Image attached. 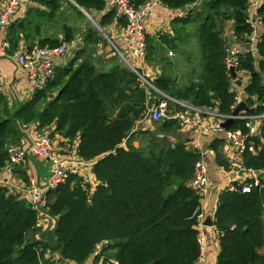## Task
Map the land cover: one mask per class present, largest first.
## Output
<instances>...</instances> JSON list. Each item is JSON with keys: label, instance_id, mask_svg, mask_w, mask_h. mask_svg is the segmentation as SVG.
Masks as SVG:
<instances>
[{"label": "trees", "instance_id": "16d2710c", "mask_svg": "<svg viewBox=\"0 0 264 264\" xmlns=\"http://www.w3.org/2000/svg\"><path fill=\"white\" fill-rule=\"evenodd\" d=\"M61 1L36 0L44 10L35 11V19L55 22ZM128 1L136 7L147 2ZM74 2L88 14H103L98 21L102 31L115 19L112 11H106L105 0ZM249 2L160 0L168 10L185 16L172 20L174 36L159 34L158 44L154 39L148 40L146 61L170 65L156 46L168 50L180 48L182 33L189 36L186 29L194 25L197 45L204 55L200 74L187 85L179 87L172 74L164 71L151 81L152 86L176 101L230 117L237 92L232 90V79L224 65L229 41L223 36V29L224 23L231 22V44L244 49L236 72L248 77L243 88L246 103L248 107L255 106L257 114H264V32L257 37L256 51H249L252 36ZM188 6L190 11L186 9ZM73 8L78 17L82 16ZM257 17L264 30V0ZM117 21L124 27L122 19ZM28 25L25 19L14 24L9 21L8 53L18 49L23 37H29ZM40 26H32L31 32H39ZM61 28L62 41L43 40L36 47L53 49L72 44L73 27L63 24ZM100 40L99 33L90 28L82 46H94ZM26 49L31 51L34 46ZM87 49L80 48L67 66L56 68L52 81L43 89H35L27 104L7 118L0 113V171L7 168V151L26 127H54L52 135L58 134L69 142L78 141L77 155L85 162H93L97 184L92 187L78 175L70 174L64 184L45 194L39 210L27 198L0 186V264H44L51 261L45 260L48 252L74 264H85L90 257L95 262L104 257L116 264H199L202 197L189 185L195 164L202 158L201 152L185 142L169 140L177 124L173 120L156 125L157 134L149 139L146 150L134 147L132 136L146 133L134 126L145 118L151 97L155 98L153 104L166 99L141 83L130 68L117 62L116 54L110 58L108 70H104V64L91 58L95 51L90 48L88 53ZM86 53L88 57L82 60ZM166 101L169 109H182ZM229 130L246 132L244 121L235 120ZM222 145V141L215 139L209 148L214 152L216 164L225 170ZM254 147V153L244 154V164L264 171V121ZM22 179L28 185V179ZM40 213L54 221L48 233L39 234ZM213 221L219 248L215 264H264L263 184L250 193L222 192Z\"/></svg>", "mask_w": 264, "mask_h": 264}, {"label": "crops", "instance_id": "0c3cea01", "mask_svg": "<svg viewBox=\"0 0 264 264\" xmlns=\"http://www.w3.org/2000/svg\"><path fill=\"white\" fill-rule=\"evenodd\" d=\"M3 0H0V5ZM69 1V0H68ZM204 1V0H202ZM44 10L42 7L36 3V0H30L27 4L21 6L18 8L15 13L13 14L12 18L10 19L11 22L17 23L18 20H23L30 25L28 30H30L29 37L26 39L23 37L21 40L19 47L16 51L13 53L9 52V47L7 44V38L8 34L10 33L7 29H0V49L3 48L6 50V55L1 56L0 54V113L2 115V118H7L8 114H11L15 111V109H18L22 107L23 105L27 104L31 98L33 93V88L28 84L27 82V75L25 71L19 66V64L16 61V55L21 50H27L26 48H30V46H34L36 48L37 43L39 41L43 40H63V33L62 28H58V26H55V23H48L46 21H42L39 19H35L34 13L35 11ZM248 16L250 17L252 14L255 15V13L251 10L250 6L248 5ZM103 14L98 13H92L88 16H90L93 21L92 23L97 28L98 32H101V34H104L107 36L108 44L104 43L102 40L98 41V43L94 46H82V42H80L75 38L74 42L68 46H66V51L64 55L61 58H58L55 60V68L58 67H65L67 64L72 60V58L75 57V54L77 50L80 48L88 47L89 51L90 48L93 49L95 52L91 54V58H95L97 60L98 56L102 57V61H97L98 64H104L102 68L104 70H108V65L110 58L115 54L112 53L113 47L122 50L125 49L124 43L122 41L123 36V26H121L116 19H114L109 25H106L105 31H102L100 27L98 26V21L100 20L101 16ZM185 14L179 11H171L168 10L164 5L157 4L152 7L150 18L146 24L145 28V34L148 40L154 39L156 40V44L158 41V35L160 32V35H168L174 36V31L172 30V20L175 17H184ZM256 16V15H255ZM87 18V17H86ZM88 19V18H87ZM9 20V21H10ZM95 21V22H94ZM124 23L125 21L122 20ZM40 24L41 28L39 32H31L32 26ZM224 29L223 34L225 38L230 42L233 39L232 35V25L231 22L224 23ZM16 27V25H14ZM88 26V25H87ZM87 26H84L83 32V38L86 35L88 29ZM9 27V22H8ZM57 27V28H55ZM78 26H73V30H78ZM263 29V28H262ZM8 32V33H7ZM264 30L259 31L257 37L260 33H263ZM105 36V37H106ZM183 45H185L184 42H182ZM180 43V46L182 45ZM84 44V41H83ZM197 44V41H196ZM160 45L156 46L158 48L159 55L164 58L168 59L167 62L170 63V65L167 64H161L156 60H149L146 61L144 58L143 60L133 61L134 66L138 70H142L143 75L145 78L150 81H153L158 76L163 75L164 71L166 69L170 71V73L173 75L176 74L175 69L181 65L182 63L177 62L176 60H173L172 58L174 54L172 51L175 50H168L165 47H159ZM234 47L242 48L237 44H232ZM87 49V52H89ZM146 56V54H145ZM87 55L84 54L81 58L82 60L86 58ZM81 62V59L80 61ZM190 59H187V61L184 63V69H180V75L182 78H184L186 85L194 80L196 78L194 72L190 71L188 68L190 66ZM98 69H101V66L97 65ZM174 72H173V71ZM200 73V72H199ZM198 73V74H199ZM166 74V73H165ZM238 74V78L242 80V87L238 88L236 86L235 90L237 94L243 93V88L247 84V81L243 80V77L240 73ZM174 79H178L175 76H173ZM152 85V84H151ZM155 91V90H154ZM154 98V97H152ZM154 100V99H153ZM153 100H150V104L148 107L153 105ZM210 115V118H215L213 114H217L215 110H207ZM152 121L145 117L144 119L136 122L134 129L141 132H146L142 134H138L141 140H145L146 137H152L154 133V129L152 127ZM54 127L50 128H44V129H37L36 125H31L29 127H26L23 130V133H21L17 139L14 146L18 149H25L28 148L34 140L40 136L45 134H51L53 132ZM135 136V135H134ZM166 136V135H164ZM52 137H54L55 141L57 142L58 147L62 150L63 153L67 155H71L76 152L78 147V141H72L69 142L66 139H63L58 134H53ZM218 139L223 142V145L221 146L223 151L225 152L227 148V141L223 134L216 135V136H203L200 135L198 132H196L193 129H185L178 125L177 129H173L171 131V134L169 136V140L172 142H185L189 145V147L199 150L201 153L205 152L207 150H211L210 144L213 140ZM141 140L138 142V138L136 140L132 139V145L136 148L141 147L139 144L141 143ZM148 143V141H147ZM143 148V147H142ZM146 149V148H143ZM203 161L207 166V172H208V190L206 197L201 202V214L202 218L199 219V231L201 236V241L203 244L202 248V254L199 261V264H215L216 262V256L218 253V236L214 229V226L212 227H205L203 226V222L205 218L210 215L211 220L213 221V214L215 212V208L217 205V201L219 196L222 192L226 190L227 182H228V174L226 172V169L224 170L220 166H218L214 160V155H204ZM22 167L15 169L14 168H6L2 171H0V181L3 182V186H5L9 192L14 194H19L22 197L26 198V191L28 189V185L23 181L22 178L26 177L28 179V184L30 182H35L39 187H44L47 182L49 181L50 172H49V163L46 159L43 158H27L24 162L21 163ZM20 165V164H19ZM18 166V165H17ZM93 170V162H90V166L87 168H82L77 170V175L81 177L84 181L91 184L92 187H95L96 180L92 173ZM21 175H24L21 176ZM26 175V176H25ZM41 220L39 221V226L41 225H48L52 226L54 225V221L47 218L46 216H41ZM214 222V221H213ZM51 230V229H50ZM49 231V230H47ZM99 252V250H97ZM264 252V247H263ZM58 255L57 253H55ZM59 256V255H58ZM60 262L54 264H74L70 261L61 260L59 256ZM114 260H106L104 257L99 259V261H94L93 257H90L88 261L85 264H113Z\"/></svg>", "mask_w": 264, "mask_h": 264}, {"label": "built area", "instance_id": "2783aa9c", "mask_svg": "<svg viewBox=\"0 0 264 264\" xmlns=\"http://www.w3.org/2000/svg\"><path fill=\"white\" fill-rule=\"evenodd\" d=\"M29 1L3 0L0 5V29H5L15 11ZM105 3L106 11H112L116 20L122 19L125 21L122 36L125 49L122 51L113 47L121 63L137 74L141 83L149 86V88L155 90L166 100L182 108L181 110H171L166 100H159L157 103L148 107L145 117H148L154 123L173 120L182 128L193 129L203 136L223 134L227 141V148L224 152L226 172L228 174L226 190L231 192L240 190L241 193H250L253 188L261 187L262 184L264 185V171L247 168L243 159L245 153L255 152L254 140L260 137V128L264 121V114L256 113L249 115L243 113L236 120L244 121L246 132H242L241 130L225 131L221 125L229 117L226 118L218 114H213L215 118H210L208 109L195 108L188 103L176 101L158 92L151 86L150 81L145 78L142 70L135 68L133 61H141L145 58L147 47L145 34L146 24L150 18L152 7L160 4V0H147L144 5L139 7L132 5L128 0H105ZM262 3L263 0H250L248 4L256 15L252 14L250 17L248 16V22L252 28L251 46L248 47V50L253 53L256 51L255 42L257 35L260 29H262V24L257 17V10ZM66 46L62 44L53 49L36 47L31 51L21 50L16 55V61L25 71L27 82L33 90L43 89L52 81L56 70L55 60L64 55ZM243 53V48L233 46L226 50L224 65L228 74L230 68H237L239 58ZM0 54L1 56H5L6 50L1 48ZM232 84V90H235L236 84L233 80ZM242 96L245 95L243 93L237 94L235 105L240 102ZM206 154L214 155V152L212 150L202 152V158ZM30 157L35 159L43 158L49 163L50 177L47 184L44 187H39L35 182H30L26 191V198L37 210L43 206L44 196L49 190L64 184L70 174H76L77 170L90 166V162H85L79 158L77 150L71 155L63 153L54 137H52V134L38 136L25 149L10 147L7 151V168H14ZM202 158L195 164L193 179L189 186L203 200L208 190V172L207 166ZM2 185L3 182L0 181V186ZM41 215L40 213L39 216ZM201 218L202 214L199 216V219ZM200 244L202 252L203 244L201 239ZM113 264H116V262L114 261Z\"/></svg>", "mask_w": 264, "mask_h": 264}, {"label": "rangeland", "instance_id": "374dc122", "mask_svg": "<svg viewBox=\"0 0 264 264\" xmlns=\"http://www.w3.org/2000/svg\"><path fill=\"white\" fill-rule=\"evenodd\" d=\"M72 1H74V0H72ZM61 2H62L61 3V11L58 12V15L56 16V21L54 22L55 26H58V28H60V26L63 25V24H65V25H67L69 27H73V26L77 27L78 26L79 29L75 30L74 37L75 38L77 37L76 39L80 42V44L82 42V45H84L83 44V40H82V38H83L82 37L83 36V32L82 31H84V29H85L84 26L88 25L87 28L90 27L91 29H94L96 31H97V28L92 23V21L87 19L83 14H82V16L78 17L76 11L73 8L75 6L70 1L62 0ZM88 15H90V14H88ZM55 28H57V27H55ZM194 28H195V25L194 26H189L186 29V32H189V36H184V33H182V37H181L182 41H179L178 44H180L182 42H184V43L186 42L185 45H183V43H182L180 48L178 47L175 51H172L174 56L173 57H169V58H172L173 60H176L177 62H180V64L182 63V68H181V65L179 67H177L175 69L176 74L173 75L176 78H178L177 79V84H178L179 87H183V86L186 85V82H185L184 78H182L179 75H180V69H184L185 68L184 67V63L187 61V59H190V61H191L190 66L188 68L190 69V71L194 72L196 77L200 74L199 72H201V70H202L203 55L204 54H203L202 50L199 48V45L196 44V36L194 35V32H195ZM98 33H99V36H100L101 40L105 44L106 43L108 44V41L106 39L107 36L104 35V34H101V32H98ZM159 34H160V32H159ZM223 36H224V34H223ZM175 37H176V35H175ZM146 43H147V39H146ZM233 44H236V43H233ZM231 46H232V44L228 43V47H231ZM88 53H90V51ZM87 57H88V54H87ZM117 57H118L117 62H119V61L121 62V60L119 59V56H117ZM165 61H168V59L166 58ZM162 64H165V62L162 63ZM166 71H168V70L166 69ZM168 72L170 73V71H168ZM241 75H242L244 81L248 80V77H247L246 74L242 73ZM151 99L153 100L155 98L151 97ZM151 123H152V127H153V129L155 131L156 130L155 127H156L157 124L159 125V122H155V123L151 122ZM177 128H178V125L176 124L175 129H177ZM154 133L157 134V132H154ZM138 134L139 133H135L134 134L135 136L133 135L131 139L136 140L138 138V142H139V140H141V138L139 137ZM150 138L151 137L149 136V137H146L145 140H143V141L141 140V143L139 145L141 147L147 149V141H149ZM21 167H22V164L16 166L14 168V170L18 169V168H21ZM41 219L42 218L40 216V220ZM52 228H53L52 226L41 225L40 224V226H39V229H40L39 230V234L48 233L50 231H47V230H50ZM36 237H37V235L34 236V239H36ZM100 249H101V246L98 247V250H100ZM45 260H48V261L51 260V261L50 262H45L44 264H52V261L55 262V263L60 262L59 256L56 255L55 252H48L45 255Z\"/></svg>", "mask_w": 264, "mask_h": 264}, {"label": "water", "instance_id": "95a60500", "mask_svg": "<svg viewBox=\"0 0 264 264\" xmlns=\"http://www.w3.org/2000/svg\"><path fill=\"white\" fill-rule=\"evenodd\" d=\"M74 6L75 8L81 13L83 14L85 17H87L90 21H93V19L88 16V14L83 10L81 9L74 1L72 0H69ZM187 11H190L191 10V7L188 6L187 8ZM257 40V38H256ZM112 53H115L114 49L112 50ZM97 60L99 62L102 61V57L101 56H98ZM229 74L231 76V79L234 81V83L236 84V86L238 88H241L243 83H242V80L240 78H238V74L236 72V69L233 67V68H230L229 69ZM152 86V85H151ZM153 87V86H152ZM52 97V96H50ZM243 113L245 114H249V115H254L256 114V107L253 106V107H248L247 103H246V97L245 96H242L241 97V100L239 103H237L233 110H232V114L229 118L225 119V121L222 123L221 127L223 130H229V128L231 127V125L234 123V121L239 117L241 116ZM203 226L205 227H212L213 226V221L211 220V216L208 215L203 224Z\"/></svg>", "mask_w": 264, "mask_h": 264}]
</instances>
